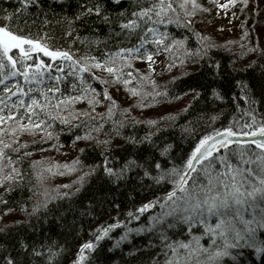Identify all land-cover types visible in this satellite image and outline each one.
Here are the masks:
<instances>
[{"label": "trees", "instance_id": "1", "mask_svg": "<svg viewBox=\"0 0 264 264\" xmlns=\"http://www.w3.org/2000/svg\"><path fill=\"white\" fill-rule=\"evenodd\" d=\"M242 1L247 5L254 2L258 16L252 14V10L249 11L250 16L254 15L257 23H264V9L260 10V15L258 12L261 2ZM180 2L182 0H175L174 6ZM196 2L199 8L195 16L185 17L182 12L180 15L181 22L192 20L190 28L177 27L176 24L161 26V31H167L170 36L186 39L187 51L195 55L185 56L182 51L162 50L154 53L153 58L159 55H165L166 58L165 67L156 73L149 61L141 56L131 61L130 68L123 69L118 82H113L115 77L100 69L94 70L95 77L100 79H94L92 74L86 73L85 79L95 89V93L89 91L85 98L67 107L61 105L58 111L67 119V123L48 120L39 109L38 115L29 112L28 105L35 93L29 92L23 96L19 92L12 95L5 91L7 86L15 92L19 80L20 87L27 92L29 85L24 83L22 77H14L0 84V116L5 117L0 129L7 130L0 134V139L12 145L11 149L5 151L11 157V166L20 172L14 180L3 181L2 178L11 171V167L7 160L0 161V168L3 169L0 171V200L6 201L0 202V227L13 225L17 221L29 222L0 233V264H3L8 254L13 257L17 255V241L21 237L38 243L57 241L64 248L59 264H72L80 246L88 240L97 244L95 251L86 253L90 264H156L157 261L162 264L164 253L170 255L155 233H131L119 246L116 241L123 234L121 226L113 228L98 243L92 235L101 226L107 228L120 221L125 223L131 219L126 215L128 211L135 213L140 205L165 195L171 190L170 185L163 188L155 186V190H146L140 185H135V190L123 185L117 188L105 178L102 169H96L91 175L85 174L95 165L102 164L104 156L101 153L107 154V148L112 149L111 156L116 159H122L135 150L144 156H155L163 162L159 151L171 145L169 156L179 164L206 135L229 126L238 132L249 131L244 125L252 123V116H255L257 124L264 122V88L261 87L264 83V46L261 33H255L253 38L245 34L244 41H240L239 36L217 38L210 28L214 17L212 0ZM76 6V0H68L65 8L71 13ZM18 7V0H0V10L12 12ZM53 7L60 11L59 6ZM107 7L118 12L129 7V0H122L118 6L107 0ZM30 11L35 12L36 9ZM177 11L180 9L177 8ZM3 15L4 12L0 11V18ZM106 31V27H100L101 34ZM115 43L110 45L113 51ZM136 43L137 39L133 37L130 43L125 42L121 46ZM148 47L150 52L155 49L154 45ZM33 59L51 63L53 75L57 65L66 69L63 62H52L43 54L34 55ZM170 64L173 66L169 67ZM127 72H132V77H126L124 74ZM141 77L148 79L142 80ZM125 78L131 79V83L124 84ZM101 80H107L108 83H101ZM69 81L75 82V79L70 77ZM69 81L62 84V95L56 94L58 99L67 100L68 96L80 95L79 90L71 89ZM150 81H154L155 86ZM238 81L247 83L251 93L242 92L237 86ZM131 88L137 89L138 94L134 95ZM105 90L111 99L104 96ZM213 90L219 96L214 95ZM249 94L255 103L244 99ZM37 98L42 101V97ZM90 100L95 102L89 103ZM9 115L14 119L8 120ZM41 120L45 123L39 129L31 127V124L40 123ZM47 124H51V127H47ZM20 125L28 127L21 128ZM46 132H51L52 137L48 138ZM85 135L93 139H76ZM146 137H150V143H140ZM129 138L138 143H129ZM105 140L110 143L98 144V141ZM71 145L76 147V154L72 157L68 152V146ZM49 168L51 171H47ZM81 179L82 186L79 183ZM150 183L145 181V184ZM78 187L79 192L76 191ZM64 193H68V197H64ZM45 204L46 207L43 206ZM117 204L119 208L115 207ZM37 206L39 211L33 212ZM22 207L27 212L21 211ZM158 209H149L141 216L143 218ZM71 221H75L74 228L64 226ZM147 225V222H143L144 227ZM175 231L178 234L173 239L191 238L186 230ZM201 243L207 246L210 241L205 236ZM252 259L254 264H264V257L253 256ZM36 264H41L39 258Z\"/></svg>", "mask_w": 264, "mask_h": 264}, {"label": "snow or ice", "instance_id": "2", "mask_svg": "<svg viewBox=\"0 0 264 264\" xmlns=\"http://www.w3.org/2000/svg\"><path fill=\"white\" fill-rule=\"evenodd\" d=\"M18 3L19 7L12 12L0 10L4 12L0 18V84L14 77H22L24 83L29 85L27 92L20 87L19 80L15 92L7 86L5 91L12 95L19 92L23 96L29 92L35 93L28 105L29 112L38 115L39 109L51 121L67 123V119L59 114L61 105L67 107L85 98L89 91L95 93V89L85 79L86 73L92 74L94 79H100L94 75V70L100 69L114 76L113 82H118L123 69L130 68L131 61L141 56L151 62L153 54L161 50L182 51L185 56L196 54L187 51L186 39H178L170 36L167 31H161V26L171 24L190 28L192 20L181 22L180 15L182 12L185 17L195 16L199 8L196 0H182L176 6L175 0H129V7L118 12L107 7V0H76L77 6L71 13L65 8L68 0H18ZM111 3L118 6L122 0H111ZM54 5L59 6L60 11ZM33 8L35 12L30 11ZM101 26L107 29L104 34L100 32ZM133 37L137 39L136 44L121 46L125 42L130 43ZM113 42H116L114 51L110 47ZM151 45L155 46L153 52L149 51L148 46ZM38 54H43L52 62H63L66 69L57 65L55 74H51V63L46 64L43 59L36 62L33 59ZM216 67L219 68V65ZM124 75L132 77V72ZM70 77L75 82L69 81ZM65 81H69L73 91L79 90L80 95L68 96L67 100L58 99L56 94L62 95L61 86ZM101 83L107 84L108 81L101 80ZM123 83L130 84L131 79L125 78ZM150 83L155 86L154 81ZM237 86L242 92L252 91L245 82L238 81ZM261 87L264 88V83ZM130 91L134 95L138 94L135 88ZM103 94L111 99L106 90ZM213 94L219 96L215 90ZM37 97H42V101ZM244 99L255 103L250 94L245 95ZM53 100L56 102L53 103ZM4 119L0 116V123ZM7 119L12 120L14 117L9 115ZM44 123L41 120L40 123L31 124V127L39 129ZM47 127H51V124H47ZM244 127L249 131L236 132L229 126L223 131H216L214 135L204 136L179 164L169 156L171 145L159 151L163 162L155 156H144L135 150L122 159H116L111 156L112 149L107 148V154L101 153L104 156L102 164L95 165L85 175L102 169L105 178L117 188L123 185L135 190V185H140L143 189L155 190V186H171L165 195L140 205L135 213H126L128 217L139 220L140 215L147 210L159 207L160 211L149 218L151 223L146 228L129 231L155 233L163 247L170 252V255L164 253L162 264H254L253 256L264 257V122L257 124L255 116H252V123ZM5 131L0 129V134ZM12 131L15 132V129ZM46 136L51 138L52 133L46 132ZM240 136L252 139H239ZM76 139L87 140L93 137L85 135ZM128 142L133 145L138 143L132 138ZM143 142L150 143V137L140 143ZM109 143L108 140L98 141V144ZM11 148V144L0 139V161L7 160L11 167V171L2 178L3 181L14 180L20 175L11 166V157L5 151ZM0 171L3 169L0 168ZM47 171H51V168ZM146 180L151 183L145 184ZM79 183L82 186L83 179ZM76 191L79 192L80 188ZM63 195L68 197V193ZM0 202L6 203L2 200ZM43 206L46 207V204ZM115 207L119 208V205ZM21 211L27 212V209L22 207ZM37 211L39 206L33 209V212ZM26 223L29 222L17 221L13 225H4L0 227V233ZM64 226L74 228L75 221ZM119 226L118 223L107 228L101 226L92 235L98 243ZM176 229L180 232L186 230L191 238L173 239L178 234ZM205 236L210 241L207 246L201 243ZM127 237L128 233L121 236L116 241L117 246ZM17 243V255L13 257L8 254L3 264H36L37 258L41 264H59V258L64 252L63 246L55 240L38 243L21 237ZM96 247L97 244L91 241L82 244L72 264H90L86 253L95 251Z\"/></svg>", "mask_w": 264, "mask_h": 264}, {"label": "rangeland", "instance_id": "3", "mask_svg": "<svg viewBox=\"0 0 264 264\" xmlns=\"http://www.w3.org/2000/svg\"><path fill=\"white\" fill-rule=\"evenodd\" d=\"M206 1V0H205ZM261 3L259 4V15L260 10L264 9V0H259ZM213 3V19L211 24V32H213L214 36H217V38H226V37H235L239 36L241 38L240 41H244L243 38L246 34V37H248V34L253 38L256 36L255 33L260 32L262 35L263 40V46H264V23H257L256 17L253 15L250 16V12L252 10V14L257 15V11H255L256 4L254 2H251L250 5H247L246 3L243 4L242 0H212ZM256 3V2H255ZM253 5V6H251ZM262 5V6H261ZM251 6V7H250ZM165 55H159L153 58L151 62H148L150 66L154 68V72L162 70L165 67L166 63ZM68 152L69 156H75L76 154V147L74 146H68ZM160 211H156L155 213L149 214L142 218L140 215V219H134L131 218L127 220L125 223L124 221H120L118 224L123 227L122 229V236L125 233H128L127 239L130 237L131 233H141L136 231H129L130 229H141L146 228L143 226V222H147L148 224L151 223L150 217L157 214ZM117 224V223H116ZM145 225V224H144ZM120 239V238H119ZM126 239V240H127ZM125 241V240H123ZM89 242V240L87 241Z\"/></svg>", "mask_w": 264, "mask_h": 264}, {"label": "water", "instance_id": "4", "mask_svg": "<svg viewBox=\"0 0 264 264\" xmlns=\"http://www.w3.org/2000/svg\"><path fill=\"white\" fill-rule=\"evenodd\" d=\"M252 130H254V129H252ZM220 131H223V130H220ZM233 131H236V132H238L237 130H235V129H233ZM215 134V133H214ZM214 134H212V135H214ZM239 139H252V137H244V136H240V137H238Z\"/></svg>", "mask_w": 264, "mask_h": 264}]
</instances>
